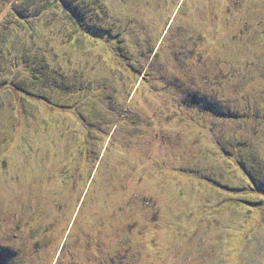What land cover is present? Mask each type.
<instances>
[{"label": "rangeland", "instance_id": "obj_1", "mask_svg": "<svg viewBox=\"0 0 264 264\" xmlns=\"http://www.w3.org/2000/svg\"><path fill=\"white\" fill-rule=\"evenodd\" d=\"M30 1L0 0V264H264V0Z\"/></svg>", "mask_w": 264, "mask_h": 264}, {"label": "trees", "instance_id": "obj_2", "mask_svg": "<svg viewBox=\"0 0 264 264\" xmlns=\"http://www.w3.org/2000/svg\"><path fill=\"white\" fill-rule=\"evenodd\" d=\"M28 1H30V0H28ZM249 1V0H248ZM32 2H34V0H32V1H30L29 3H32ZM43 2L46 4V5H50V6H52V8H53V1H50V0H43ZM28 3V4H29ZM71 3V2H70ZM69 3V4H70ZM71 5V4H70ZM28 6V5H27ZM68 9V8H67ZM68 11H69V9H68ZM25 27H27V25L25 24L24 25ZM27 28H29V27H27ZM263 33H262V39L264 40V30L262 31ZM264 59H262V60H260V61H263ZM20 91V90H19ZM27 103H29V102H27Z\"/></svg>", "mask_w": 264, "mask_h": 264}]
</instances>
